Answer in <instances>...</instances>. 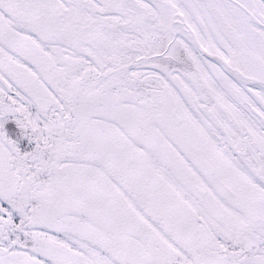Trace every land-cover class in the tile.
Masks as SVG:
<instances>
[{"label":"snow or ice","instance_id":"6c2138e0","mask_svg":"<svg viewBox=\"0 0 264 264\" xmlns=\"http://www.w3.org/2000/svg\"><path fill=\"white\" fill-rule=\"evenodd\" d=\"M0 264H264V0H0Z\"/></svg>","mask_w":264,"mask_h":264}]
</instances>
